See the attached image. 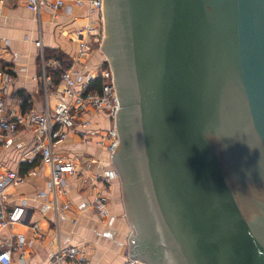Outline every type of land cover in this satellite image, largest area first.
Wrapping results in <instances>:
<instances>
[{
    "label": "water",
    "instance_id": "water-1",
    "mask_svg": "<svg viewBox=\"0 0 264 264\" xmlns=\"http://www.w3.org/2000/svg\"><path fill=\"white\" fill-rule=\"evenodd\" d=\"M103 13L130 257L264 264V0H103Z\"/></svg>",
    "mask_w": 264,
    "mask_h": 264
},
{
    "label": "built area",
    "instance_id": "built-area-1",
    "mask_svg": "<svg viewBox=\"0 0 264 264\" xmlns=\"http://www.w3.org/2000/svg\"><path fill=\"white\" fill-rule=\"evenodd\" d=\"M67 1H73L76 5L88 3L90 17L86 24L73 32L78 43V53L60 73V85L56 88L58 102L53 108L46 103L43 111L10 109L8 91L13 85L14 77L6 69L0 68V147L7 150L16 146L20 150V161L39 158L41 164L49 168V194L52 198L40 206L39 212L42 215L52 212L58 218L61 213L70 209L71 202L60 199L67 195L69 178L78 175L84 185L95 192L92 206L98 217L111 225L115 218L111 214L109 196L114 183L120 181L112 154L119 143L116 115L121 106L110 62L105 59L85 69L92 56L102 51L105 37L103 0H16L36 15H40L44 6L57 12L66 6ZM35 45L40 50L43 61L41 81L48 93L54 82L46 69L49 66L59 68L60 61H48L45 58L41 39ZM23 132H31L33 135L28 145L21 140ZM72 137H78L83 146L91 145L106 150L109 154L107 166L92 153L73 157L61 153L58 148ZM36 176L38 170L35 168L24 174L18 170L0 171V233L24 223L28 215L26 201L11 204L8 189ZM31 229L32 241L41 245L45 240L41 227L34 223ZM56 236V248L49 254L47 264H90L80 245H63L59 239V231ZM24 242L25 237L22 236L14 241L13 238L0 235V264H15L13 250L20 251L24 259ZM122 264L146 263L129 256Z\"/></svg>",
    "mask_w": 264,
    "mask_h": 264
},
{
    "label": "crops",
    "instance_id": "crops-1",
    "mask_svg": "<svg viewBox=\"0 0 264 264\" xmlns=\"http://www.w3.org/2000/svg\"><path fill=\"white\" fill-rule=\"evenodd\" d=\"M89 11L86 2L76 5L73 1H67L66 6L57 12L44 6L40 15H36L16 0H0V68L6 69L14 77L13 85L8 91L10 109L43 111L46 103L51 108L55 107L59 98L56 88L60 85V78L57 81L52 71L62 67V61L57 58L58 56L71 63L73 56L78 53V43L73 37V32L88 22ZM39 39L44 46L45 58L48 61H60L59 68L53 69L49 66L46 69L54 82L48 93L45 92L41 81L43 61L40 50L35 45ZM100 61L102 55L96 52L85 65V69L99 64ZM32 136L31 132H23L21 140L28 145L32 141ZM83 148L78 137H72L58 149L61 153L73 157L89 153ZM19 156L20 150L16 146L7 150L0 147V171L18 170L24 174L29 169L38 170V176L8 189L11 204H19L25 200L28 207L24 223L0 233L2 237L13 238L14 241L18 236L25 237L24 259L20 251L13 250L14 263L47 264L49 254L56 248L57 231L63 245H80L90 264L124 263L130 256V248L128 252L125 251L126 227L117 203L112 201L110 206L111 214L115 218L113 223L108 225L101 221L92 206L94 190L86 187L82 179L76 175L69 178L67 195L60 199L69 200L70 209L61 213L58 218L52 212L42 215L39 212L40 206L52 198L49 194L50 170L41 164L39 158L33 161H20ZM117 186L118 182H115L110 196ZM34 223L41 227L45 236L41 245L32 241L31 225Z\"/></svg>",
    "mask_w": 264,
    "mask_h": 264
},
{
    "label": "rangeland",
    "instance_id": "rangeland-1",
    "mask_svg": "<svg viewBox=\"0 0 264 264\" xmlns=\"http://www.w3.org/2000/svg\"><path fill=\"white\" fill-rule=\"evenodd\" d=\"M99 53H100V55H102V60L107 59V56L105 55L103 50L99 51ZM83 149H85L89 153L97 155L102 160L103 165L107 166V164L109 162V154L106 150L101 149V148H95L91 145L84 146ZM122 185L123 184L120 181H118L117 188L114 190L113 194L109 197H110V206H112V201H115L118 205L119 214L122 216V218H124V224L126 227V236H125L126 239H124V240H125L126 247H127L125 249V251L128 252V248H130L129 235L133 232V229H132L130 222L128 220V217H127L126 208H125V204H124V200H123Z\"/></svg>",
    "mask_w": 264,
    "mask_h": 264
},
{
    "label": "trees",
    "instance_id": "trees-1",
    "mask_svg": "<svg viewBox=\"0 0 264 264\" xmlns=\"http://www.w3.org/2000/svg\"><path fill=\"white\" fill-rule=\"evenodd\" d=\"M57 58L62 61V67L57 69V70L52 71V74L54 75L55 79L58 81L60 78V73L63 71V69L67 68L70 63L66 62L65 60H62V57H60V56H58ZM33 166L34 165H32V167Z\"/></svg>",
    "mask_w": 264,
    "mask_h": 264
},
{
    "label": "flooded vegetation",
    "instance_id": "flooded-vegetation-1",
    "mask_svg": "<svg viewBox=\"0 0 264 264\" xmlns=\"http://www.w3.org/2000/svg\"><path fill=\"white\" fill-rule=\"evenodd\" d=\"M121 162H122V161H121ZM114 165H115V164H114ZM116 166L118 167V165L116 164V165H115V168L117 169L118 173L120 174V170H118V168H117ZM121 166H123V164H121ZM120 179H121V175H120ZM142 244H143V247L145 246V248H146V244L144 245V241H142ZM145 248L143 249L144 254H145L147 257H148V256L150 257V255H149L148 253L145 252Z\"/></svg>",
    "mask_w": 264,
    "mask_h": 264
}]
</instances>
